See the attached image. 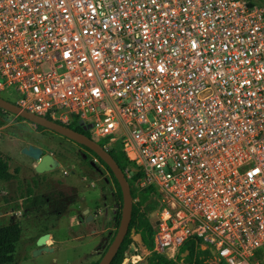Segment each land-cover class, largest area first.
Here are the masks:
<instances>
[{"label": "built area", "instance_id": "built-area-1", "mask_svg": "<svg viewBox=\"0 0 264 264\" xmlns=\"http://www.w3.org/2000/svg\"><path fill=\"white\" fill-rule=\"evenodd\" d=\"M6 89L28 111L115 135L101 146L125 150L131 190H156L141 254L174 258L194 236L207 264H264V4L0 0ZM0 195V224L21 219L23 199L1 182Z\"/></svg>", "mask_w": 264, "mask_h": 264}, {"label": "rangeland", "instance_id": "rangeland-1", "mask_svg": "<svg viewBox=\"0 0 264 264\" xmlns=\"http://www.w3.org/2000/svg\"><path fill=\"white\" fill-rule=\"evenodd\" d=\"M11 89L0 92V96L11 98ZM5 119L0 124V152L11 157L9 171L18 172L10 181L1 182L10 195V201L22 198L23 217L9 218L1 224L17 221L22 229L17 243L14 260L17 264H94L108 247L117 227L119 203L114 201L116 188L106 168L92 157L95 167L88 164L80 150L70 141L44 129L35 131V124L14 114L1 112ZM97 140L100 145L115 137L107 136ZM36 143L44 153L54 154L61 159V165L52 171L36 173L32 162L21 153L27 143ZM80 151H82L80 153ZM139 191L138 193H140ZM136 193V192H134ZM0 209L2 197L0 195ZM158 202L151 196L143 206L149 219L154 222ZM87 209L86 212L84 210ZM49 233V239L42 246L37 245L40 235ZM127 248L121 264H130L134 248L138 255L134 264H146V256L140 253L139 241L135 235ZM39 253L34 254L35 251ZM183 256L185 254H182ZM139 256V257H138Z\"/></svg>", "mask_w": 264, "mask_h": 264}, {"label": "trees", "instance_id": "trees-1", "mask_svg": "<svg viewBox=\"0 0 264 264\" xmlns=\"http://www.w3.org/2000/svg\"><path fill=\"white\" fill-rule=\"evenodd\" d=\"M260 4H264L263 0H251ZM11 98H5L11 102L15 103V94L12 93ZM4 98V97H3ZM1 112H7L0 108V124L5 122V119L2 117ZM9 113V112H7ZM23 119L20 116H17ZM46 118H52L49 115H45ZM28 121V120H27ZM56 121V120H55ZM30 122V121H29ZM58 122V121H57ZM38 128H44L40 125H36ZM72 129L84 133L88 136H91L89 131H84L82 125L76 118H73L71 123L67 125ZM95 157L98 158L99 162L108 170L116 191L114 193V201L119 203V209L121 211L122 206V195L119 184L109 167L94 153ZM109 153L112 155L114 160L117 162L119 167L124 170L126 166H131L128 157L126 156L125 150L118 146L109 150ZM11 162V157L0 152V182H7L15 178L16 173L18 172L17 168H14L13 172H10L9 163ZM137 176L138 172H133L131 178H128V182L132 183ZM132 191V190H131ZM156 195V190L154 187H147L142 189L140 193H134L132 191L133 205L131 212V219L129 222L127 233L118 248L115 256L111 260L110 264H121L125 251L132 245L133 236L136 234L140 235L141 244L147 249H152V234L154 229V222L149 221L147 218L143 206L147 203L148 199L151 196ZM137 197V199H135ZM120 211L117 214V225L120 218ZM117 228V227H116ZM22 229L17 221L7 224H0V264H17L14 260V252L17 246V243L20 239ZM116 232V231H115ZM115 234V233H114ZM114 237V235H113ZM112 237V238H113ZM112 240V239H111ZM202 241L194 236L188 237L183 244L180 246L178 253L174 258H168L163 254L157 252H151L146 257V264H207L206 260L212 257L211 252L208 249L201 248ZM182 254H185L184 256ZM259 255L263 256L264 262V248L258 251ZM98 261L94 262L97 264Z\"/></svg>", "mask_w": 264, "mask_h": 264}, {"label": "water", "instance_id": "water-1", "mask_svg": "<svg viewBox=\"0 0 264 264\" xmlns=\"http://www.w3.org/2000/svg\"><path fill=\"white\" fill-rule=\"evenodd\" d=\"M0 108L16 116H20L24 120H28L35 125H40L64 137H67L77 143L85 145L90 150H92L109 167V169L113 173V176L115 177V179L119 184L122 195V206L120 211L119 222L114 237L110 241L108 247L106 248L101 258L98 260L97 264H110L111 260L115 256L118 248L120 247L127 233L129 222L131 219V212L133 205L132 191L129 182L125 177L122 169L119 167L117 162L114 160V158L108 151H106L100 144L89 138L86 134L76 131L68 127L67 125L61 124L60 122H57L53 119L52 120L48 119L44 115H39L31 111H28L20 107L18 104L11 102L1 96H0ZM81 125L84 129L87 128V126L83 124ZM20 150L22 154L37 161V163L34 166V170L36 171V173L52 171L60 166L59 161L54 155L50 153L43 154L42 148L39 147L36 143L27 144L23 146ZM91 164L93 165L94 163L91 162ZM86 211L87 209L84 210V212ZM137 236L140 240V235L137 234ZM134 237L135 236H133V240L136 241ZM48 239H49V233H44L40 235L37 239V245L38 246L43 245V249L48 250V247L44 245ZM210 251L211 253H213L212 250ZM39 252L40 250H37L34 252V254H37Z\"/></svg>", "mask_w": 264, "mask_h": 264}, {"label": "flooded vegetation", "instance_id": "flooded-vegetation-1", "mask_svg": "<svg viewBox=\"0 0 264 264\" xmlns=\"http://www.w3.org/2000/svg\"><path fill=\"white\" fill-rule=\"evenodd\" d=\"M71 128V127H70ZM46 130H49L50 132H53L54 133V135L56 134L58 137H63V138H65L67 141H70L71 143H73L76 147H78V149H80V150H83L84 149V151H85V153H82V157H85L86 156V158H83V159H87V161H88V164L90 163L91 164V162H93V159L95 158L96 159V161L97 162H99V160H98V158L97 157H95V155L92 153L93 151L92 150H90L88 147H86L85 145H83V144H80V143H77V142H75V141H73V140H71V139H69V138H67V137H64V136H62V135H60V134H58V133H56V132H54V131H52V130H50V129H47V128H45ZM34 130L35 131H37V132H39L40 134H42V131L44 130V129H40V130H38V127L35 125V128H34ZM83 130L86 132V131H89L87 128L86 129H84L83 128ZM88 136V135H87ZM89 138H91L92 139V137L91 136H88ZM92 140H94V139H92ZM95 142H97L98 143V141L97 140H94ZM99 144V143H98ZM82 151H80V153H81ZM43 154H44V151H43ZM52 155H54L53 153H52ZM55 156V155H54ZM92 157H93V159H92ZM57 160L59 161V163H60V165H61V159H59V158H57ZM94 164L92 165H90V166H92V167H95V162H93ZM100 163V162H99ZM101 164V163H100ZM102 165V164H101ZM60 167V166H59ZM107 170V169H106ZM108 171V170H107ZM109 173V172H108ZM110 174V173H109ZM111 177V176H110ZM147 257V256H146Z\"/></svg>", "mask_w": 264, "mask_h": 264}, {"label": "crops", "instance_id": "crops-1", "mask_svg": "<svg viewBox=\"0 0 264 264\" xmlns=\"http://www.w3.org/2000/svg\"><path fill=\"white\" fill-rule=\"evenodd\" d=\"M27 144H30V143L28 142ZM27 157H28V156H27ZM28 158H30V157H28ZM36 163H37V161L32 162L31 166H34ZM139 241H140V240H139ZM202 249H203V247H202Z\"/></svg>", "mask_w": 264, "mask_h": 264}]
</instances>
